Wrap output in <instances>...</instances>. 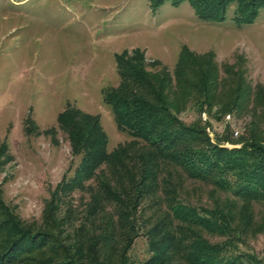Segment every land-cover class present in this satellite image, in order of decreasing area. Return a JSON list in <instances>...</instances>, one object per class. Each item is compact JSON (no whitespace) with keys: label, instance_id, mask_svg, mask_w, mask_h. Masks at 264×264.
Listing matches in <instances>:
<instances>
[{"label":"trees","instance_id":"1","mask_svg":"<svg viewBox=\"0 0 264 264\" xmlns=\"http://www.w3.org/2000/svg\"><path fill=\"white\" fill-rule=\"evenodd\" d=\"M166 1L151 0L154 7ZM171 1H188L209 20H222L235 6L237 19L245 23L264 6V0ZM116 62L120 84L104 89V101L132 141L110 151L99 117L73 107L61 112L59 124L79 161L57 186L49 211L55 216L65 198L87 187L91 200L79 223L72 224L73 243L64 246L52 231L23 227L0 197V264H264L238 245L253 226L251 203L264 201V87L254 86L242 66L225 63L222 70L212 55L186 45L173 71L164 65L149 70L139 50L118 55ZM189 108L208 111L218 121L249 113L246 132L239 136L242 145L224 146L231 139L226 134L216 135L213 143L208 121L182 120ZM169 167L213 184L234 202L244 201L243 226L235 224L239 217L231 206L207 208L181 198ZM148 199L154 207L165 203L166 211L145 217L141 204ZM143 223L149 226L144 232L151 254L136 261L130 250ZM203 231L226 239L211 242Z\"/></svg>","mask_w":264,"mask_h":264},{"label":"rangeland","instance_id":"2","mask_svg":"<svg viewBox=\"0 0 264 264\" xmlns=\"http://www.w3.org/2000/svg\"><path fill=\"white\" fill-rule=\"evenodd\" d=\"M235 8L230 6L222 20H209L197 15L188 1L175 5L167 0L154 7L151 0H0V197L23 227L52 231L69 246L72 224L79 223L91 200L87 187L65 198L55 216L49 211L57 186L79 161L59 124L61 112L73 107L99 117L110 151L132 141L118 129L104 101V89L120 84L118 55L139 50L149 70L164 65L173 71L186 45L212 55L222 70L225 63L242 66L254 86L264 87V6L247 23L237 19ZM180 117L187 124L208 121L211 141L226 134L231 138L223 144L227 147L242 145L239 136L251 119L246 112L218 121L208 111L192 108ZM169 169L181 198L207 208L231 206L239 217L235 224L243 226L239 213L244 201L234 202L213 184ZM149 200L141 204L145 217L166 211L164 202L154 207ZM250 212L253 226L238 245L264 260V201H253ZM148 227L143 223L130 250L133 260L151 254L144 232ZM202 233L211 242L226 239Z\"/></svg>","mask_w":264,"mask_h":264}]
</instances>
